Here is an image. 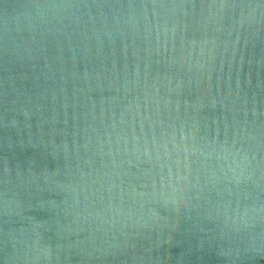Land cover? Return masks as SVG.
<instances>
[{"label": "water", "instance_id": "95a60500", "mask_svg": "<svg viewBox=\"0 0 264 264\" xmlns=\"http://www.w3.org/2000/svg\"><path fill=\"white\" fill-rule=\"evenodd\" d=\"M0 264H264V0H0Z\"/></svg>", "mask_w": 264, "mask_h": 264}]
</instances>
